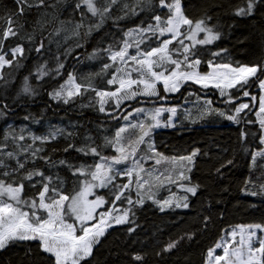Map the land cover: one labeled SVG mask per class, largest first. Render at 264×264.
<instances>
[{
  "label": "snow or ice",
  "instance_id": "1",
  "mask_svg": "<svg viewBox=\"0 0 264 264\" xmlns=\"http://www.w3.org/2000/svg\"><path fill=\"white\" fill-rule=\"evenodd\" d=\"M118 3L117 11L113 12ZM257 4L264 5V0H245L243 5L234 7V15L252 16ZM33 7L54 8L55 5L46 4L45 0H16L15 15L19 17L25 8ZM146 10L152 13L146 21L142 18L134 27L121 28L120 38L113 37L105 46L95 47L89 54V59H96L98 54L103 59L98 74H106L108 87L97 88L89 77L78 81L72 72H68L64 82L48 93L52 100L68 104L82 92L91 90L100 113L124 122L118 123L110 136H104L101 144L86 136L88 143L79 147L68 143L63 149L92 156V164L73 165L63 159L54 161L45 152L43 146L55 140L63 130L36 135L27 126L13 128L9 125L0 133V249L10 242L32 241L45 254L43 258L47 264H92L89 257L93 256L109 228L128 224L129 233L135 230L134 210L143 206L146 199L156 204L161 212L169 207H189V194L196 196L199 185L192 183L188 173L192 171L199 149L178 156H164L158 152L152 132L161 126L173 127L177 107L146 109L125 104L136 97L167 100L169 93L180 92L185 84L198 85L200 90L213 89L222 103L232 104L227 111L213 108L212 100L206 94L201 97L185 89L181 95L185 96L186 102L188 96L195 95L197 117L215 112L235 124H258L259 136L254 139L264 146V79H261L264 62L233 67L223 58L216 60L215 57H220L226 49L211 51L204 48L220 37V33L213 31L207 23L211 17L190 19L185 15L181 0H76L73 12L79 13L80 21L74 24L73 35L79 36V29L83 27L84 35L88 36L107 20H112L113 27H119L118 21ZM89 14L95 19L86 25ZM22 27L12 16L5 18L0 30V80H5L3 69L20 66L18 57L24 56V47L17 44L5 51L4 41L10 36H18ZM201 33L203 36L199 35ZM25 38L32 40L30 34ZM76 46L82 45L77 43ZM41 47L42 43L35 50L39 52ZM202 51H210V56H202ZM202 63L206 66L203 71L200 70ZM63 67L57 60L55 74L60 75ZM258 70L260 76L256 75ZM36 71L37 79L48 74L44 65ZM250 77H256L253 83L258 81L259 97L251 95L247 103H232L240 96H250ZM20 91L29 97L35 95L27 77ZM7 109V104H0V116ZM164 112L169 115L161 121ZM250 113L255 115V120L248 119ZM183 115L185 119H194L191 110L186 109ZM29 119V115L24 116V120ZM32 122L37 121L32 118ZM129 129L133 133L125 135ZM63 134L73 135L72 132ZM246 135L248 133L241 128L242 145ZM105 147L111 152L105 154ZM250 155L255 164L257 156L264 158V147L253 150ZM37 160L49 171L37 167ZM149 161L152 163L145 167ZM162 161L169 162L170 167L157 169L155 166ZM232 163L231 159L226 161L227 165ZM57 164L67 168L75 178L71 191L65 190V181L58 173H51L50 169ZM223 167L224 163L220 165ZM220 168L216 169L218 173ZM164 184L176 185L183 195L175 201L171 196L154 199V188ZM95 189L107 191L98 193ZM241 191L251 196H264V181L258 183L246 179ZM209 219L203 218L205 227H208ZM193 235L185 234L189 240ZM178 242L172 240L162 250L170 251ZM133 259L141 261L143 258L135 254ZM203 264H264V222L237 224L224 230V235L207 248Z\"/></svg>",
  "mask_w": 264,
  "mask_h": 264
},
{
  "label": "trees",
  "instance_id": "2",
  "mask_svg": "<svg viewBox=\"0 0 264 264\" xmlns=\"http://www.w3.org/2000/svg\"><path fill=\"white\" fill-rule=\"evenodd\" d=\"M244 2L245 0H181L185 15L190 19L211 17L207 23L213 31L220 33V37L204 48L211 51L226 49L215 59L223 58L233 67L264 62V5L257 4L252 16H235L234 7L243 5ZM45 3L55 7L25 8L23 15L17 17L16 0H0V30L8 16L23 25L18 36H10L4 41V50L17 44L25 49L24 56L18 57L21 60L19 67L3 69L5 80H0V104H7L8 109L0 116V133L9 125L13 128L27 126L36 135L57 129L63 130V133L72 132L71 136L62 133L45 144V152L54 161L63 159L73 165L92 164V156H84L74 149L67 152L63 149L68 143L76 147L88 143L86 136L91 137L96 144H101L103 137L110 136L122 121L100 113L91 90L82 92L68 104L52 100L48 93L64 82L68 72H72L78 81L89 77L97 88L108 87L105 84L106 74H98L103 59L99 54L96 59H89V54L93 48L105 46L113 37L120 38L121 28L134 27L142 18L146 21L152 13L146 10L137 16L122 19L118 21L119 27H113L112 20H107L88 36L84 35L85 28L82 27L77 36L73 35L74 24L80 21L79 13L73 12L76 0H45ZM118 7L119 3L112 11L116 12ZM93 19L95 18L89 14L85 24ZM57 29L60 31L57 32ZM27 34L32 36L31 41L25 38ZM41 43L43 47L37 52L35 49ZM77 43L82 46L77 47ZM201 55L208 57L210 51H202ZM57 60L64 65L60 75H56L54 71ZM40 65L45 66L48 74L37 79L36 70ZM205 67L202 63L200 70L203 71ZM256 75L260 76L259 70ZM25 77L28 78L29 86L35 90L33 96L29 97L20 91ZM255 79L256 77L248 80L250 96H240L232 103L249 102L251 95L259 97L258 81L253 83ZM185 89L201 97L206 94L212 100L213 108L227 111L232 104L222 103L215 90H200L195 85H187L178 95L168 96L164 100L167 105L179 107L177 122L173 128L153 130L152 137L157 151L164 156L187 155L193 149H199L191 173L192 183L199 185L196 196L189 194L187 209L171 207L163 212L152 201L146 200L143 206L134 210L135 230L129 233L128 224L110 229L94 249L93 256L89 257L92 264H203L207 248L224 235V230L237 224L264 222V196H251L241 191L246 179L258 183L264 181V158L256 157L253 164L250 155L253 150L258 151L264 147L259 144L258 139H254L259 136L258 124H235L215 112L197 117L195 95L188 96L186 102L185 96L181 95L185 93ZM158 101L160 100L141 99L129 105L149 107L159 104ZM186 109L191 110L194 119L184 118ZM25 115H29L30 119L24 120ZM32 118L37 122L33 123ZM248 119L255 120V115L250 113ZM241 128L248 133L243 145L239 138ZM109 152L111 149L105 147L104 153ZM229 159L233 161L231 165L226 164ZM222 163L225 167L220 168ZM36 166L49 171L42 161L37 160ZM217 168H220L219 173ZM50 171L52 174L58 173L65 181L66 191H71L75 186V178L67 168L57 164ZM25 191L31 195L29 189L26 188ZM171 192L173 191L168 190L162 196ZM119 203L117 201L118 205ZM205 216L210 218L208 227L204 226ZM186 233H193V238L187 239ZM181 237L185 238L180 239ZM172 240L179 241L176 247L163 251ZM135 254L141 255L143 259L135 261ZM44 256L35 247V242H10L7 247L0 249V264H47Z\"/></svg>",
  "mask_w": 264,
  "mask_h": 264
},
{
  "label": "rangeland",
  "instance_id": "3",
  "mask_svg": "<svg viewBox=\"0 0 264 264\" xmlns=\"http://www.w3.org/2000/svg\"><path fill=\"white\" fill-rule=\"evenodd\" d=\"M182 7H183V6H182ZM199 35H200V36H203V33H201V34H199ZM216 41H217V40H216ZM216 41H214L213 43H215ZM252 78H255V77H250L249 79H252ZM187 85H190V84H185V85H183V86L181 87V89H180V92H181V91L184 89V87H186ZM195 86L199 87L198 85H195ZM209 89H210V88H209ZM259 90H260V88H259ZM180 92H177V93H175V94L169 93L168 96H176V95H178ZM260 92H261V90H260ZM141 99L144 100V99H156V98H155V97H153V98H147V97H136V98H134L133 100L126 101L125 104L129 105V104L135 103L136 101L141 100ZM158 103H159V104H156L155 106H149V107H145V106H144L143 108L150 109V108H153V107H160V106H163V107H165V108H167V107H172L171 105H167L166 102H165L164 100H163V101L160 100V101H158ZM160 103H161V104H160ZM245 103H247V102H245ZM183 106H186V105H183ZM183 106H182V107H183ZM105 107L107 108L108 106L105 105ZM122 107H124V106L122 105ZM176 107H177V106H176ZM178 108H179V107H177V109H178ZM128 110H130V108H129ZM168 115H169L168 112H164V113H162V114H161V117H160L161 121H165V120L167 119ZM176 122H177V112H176V115L173 117V123H174V126L176 125ZM122 123H124V122L122 121ZM174 126H173V127H174ZM173 127L161 126V127H158V128H156V129H154V130H165V129H167V128H173ZM132 133H133V130H132V129H129L128 132H127L125 135H129V134H132ZM153 140H154V139H153ZM196 157H197V156H196ZM196 157H194L195 162H196ZM257 157H258V156H257ZM151 163H152V162L149 161V162H148V165H145V167H148ZM194 166H195V164H194ZM194 166L192 167V171L194 170ZM155 167H156L157 169H165V168L170 167V165H169V162L162 161L160 165H156ZM192 171H191V173H192ZM191 173H188V175L191 176ZM181 183H186V182L181 181ZM168 190L173 191V192H171V193H169V194H165V195L162 196V194H163L164 192L168 191ZM94 191H96V192H98V193H103L104 191H107V190H106V189H95ZM153 194H154V199H157V200H159V199H163V198H168V197L171 196L172 199H173V201H175L177 197L183 195V192H182V190L178 189V188L176 187V185H174V184H164V185H162V186L155 187L154 190H153ZM173 194H175V195H173ZM134 195H135V193H133V196H134ZM160 196H161V197H160ZM106 198H107V197H106ZM146 200H147V199H146ZM146 200H145V201H146ZM150 201H151V200H150ZM169 208H171V207H169ZM169 208H165V210H167V209H169ZM183 209H185V208H183ZM186 209H187V208H186ZM117 226H120V225H113L112 228L117 227ZM112 228H109V229L107 230V232H108L110 229H112ZM229 230H230V229H229ZM107 232H106V233H107Z\"/></svg>",
  "mask_w": 264,
  "mask_h": 264
},
{
  "label": "bare ground",
  "instance_id": "4",
  "mask_svg": "<svg viewBox=\"0 0 264 264\" xmlns=\"http://www.w3.org/2000/svg\"><path fill=\"white\" fill-rule=\"evenodd\" d=\"M11 85V84H10ZM4 97V96H3ZM35 115V114H34ZM187 241V240H186Z\"/></svg>",
  "mask_w": 264,
  "mask_h": 264
}]
</instances>
